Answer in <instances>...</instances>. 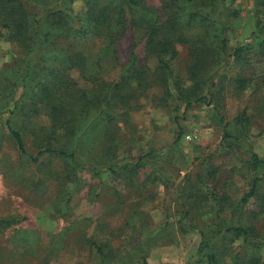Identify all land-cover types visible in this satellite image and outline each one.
Masks as SVG:
<instances>
[{"label": "rangeland", "instance_id": "374dc122", "mask_svg": "<svg viewBox=\"0 0 264 264\" xmlns=\"http://www.w3.org/2000/svg\"><path fill=\"white\" fill-rule=\"evenodd\" d=\"M19 1L36 16L55 0ZM166 1L142 0L129 10L130 29L111 48L104 31L81 32L84 1L74 0V21L64 31L49 29L48 38L43 37L44 58L32 65L23 103L18 101L24 93L18 74L28 70L26 57L41 46L37 42L25 48L7 36L5 14L13 5L0 0L5 12L0 16V264H145L144 258L148 264H187L201 231L215 229L219 217L264 239V181L256 195L241 203L261 171L252 152L264 158V84L256 78L263 66L226 64L211 50L197 61L190 43L175 40L178 54L171 66L187 89V95L179 91L180 97L195 101L207 94L210 74L221 80L210 93L213 103L197 102L185 110L187 101L178 105L169 73L146 47L152 27L170 34ZM207 4L212 17L220 15L229 25L232 46L250 42L264 18L261 0ZM208 32L212 39L218 30ZM65 51L82 54L81 61L64 63L52 56ZM132 53L147 70L150 86L125 101L111 100L109 113L99 118ZM51 66L58 69L57 77ZM251 76L255 79L245 89L237 87L239 77ZM43 83H51L65 109L57 125L59 146H72L77 135L70 130L75 129L83 133L81 149L89 164L135 163L147 154V165L99 176L74 169L60 155L34 161L23 154L10 127L21 131L30 152H38L39 139L25 114L29 98ZM37 121L50 126L44 114ZM211 246L219 264H264V246H251L234 232L218 234Z\"/></svg>", "mask_w": 264, "mask_h": 264}, {"label": "trees", "instance_id": "16d2710c", "mask_svg": "<svg viewBox=\"0 0 264 264\" xmlns=\"http://www.w3.org/2000/svg\"><path fill=\"white\" fill-rule=\"evenodd\" d=\"M8 1H10L13 6L11 10L5 14L7 20L5 26L9 29L7 36H9L11 40L19 42V45L25 48L30 45L33 46L37 44V42L41 46L39 48L36 47V50L32 52L30 56L26 57V59H28L26 63L29 71L22 70L18 74L20 75V86L24 92L21 94L18 101H23L24 103L28 100L23 97L26 94L28 95V77L32 73V65L35 66L36 59L44 58L42 54L44 52L43 46L45 40L43 37L47 35L48 38L50 35L49 29L53 28V30L60 29V31H64L68 28L70 23L74 21L75 15L71 7L74 0H55L49 4H44L42 6L44 13L36 16L28 13L25 5L19 0ZM83 1L84 11L82 17L84 25L80 29L81 32H93L100 35L104 31L107 34L108 46L111 48H115L116 40L123 37L130 29L128 11L133 10L134 7L140 6L142 2V0ZM225 1L227 0H212L213 3ZM261 3L264 6V0H261ZM165 6L169 9V13H171L169 19L166 21L167 25H169L167 29L170 34L161 35L159 27H152L146 38V47L149 49V52L158 59L159 68L169 73L171 82L174 83V97L178 105H181L182 101H187L185 110H188L197 102L213 103L214 95H210V93L215 88L214 92L218 90L217 86H220L219 81L221 80L214 79V75L210 74V76H208L209 86L207 94L198 97L195 101L188 100V98L185 100L183 97H180L179 91L181 90L182 93L187 95V89L181 85L179 78L174 77L171 66V60L178 54L175 40L190 43L192 56H194L197 61H201L204 55H207L208 52L206 50H211L214 54H218V59L225 61L226 64L233 61L243 68L247 67L246 69L253 66L255 67L257 64H262L263 69L261 74L256 78H259L264 84V18L258 23L257 29L253 32V38L250 42L232 46L228 36L229 25L220 15L212 17L210 11L206 8L209 7L207 0H167ZM4 13V10L0 9V16H4ZM213 27L216 28L218 32L210 39L208 31ZM35 32L38 34L37 37L35 36ZM110 38L111 40H109ZM52 56L54 59L64 63H67L69 59L71 61L73 59L76 62L82 59V54H72L68 53V51H65L64 54L58 52ZM214 58L215 55L213 56V59ZM141 66L142 65H139L136 54L132 53L120 77V81L114 85L111 94L107 96L106 105L103 106L98 116L99 118L104 113H109L108 104H110L111 100L116 101V99H119L125 101L131 96L134 97L136 94L145 92L150 86L147 70L143 69ZM24 69H26V67ZM51 72L55 77L59 74L58 69H52V66ZM210 72H213V70ZM253 79H255V77ZM253 79L252 76L239 77L237 79V87L245 89L247 84ZM133 81H137L136 87L131 86ZM51 83L54 85L57 84L55 80ZM51 83H43L41 87H39L37 93L29 98L31 103L28 112L25 114L30 122H32L31 133L33 137L39 139L38 143H40V148L37 153L30 152L27 149L21 131L11 128L9 125L11 120H7L11 133L23 154L34 161H39L46 154L60 155L70 160L74 169H86L93 171L94 174L99 176L102 175L103 171L116 172L120 170L133 172L147 165V162L143 160L147 154L140 157L135 163L113 160L109 163L106 162L101 164L102 167L89 164L81 149L83 133L77 134L75 129L70 130V133L77 135L74 138L75 142L72 146L68 148L59 146L56 142L58 135L57 130L59 129L57 125L58 123L60 124V120L65 118V109L62 107L61 103H57L58 96L49 86ZM124 84L128 85V90L124 87ZM20 108L22 109V107ZM19 112L21 111L19 110ZM42 114L48 119L50 126L42 124L41 121H37ZM179 117L181 116H176V123L179 132H181L182 126ZM218 118L221 119L222 117L218 116ZM61 125L65 127L63 123H61ZM243 129L244 132H247L246 124H243ZM252 159L255 167L259 168L261 171L254 177L251 187L242 197L241 203L247 202L251 197L256 195L259 191L261 182L264 181V158L252 152ZM219 219L220 221L215 229L201 231V239L198 248L187 264H219V258L212 249L211 242L215 236L223 232H234L236 235L241 236L243 240L251 246H264V239L255 237L245 226L228 223L222 217H219ZM143 261L145 264H148L146 258H144Z\"/></svg>", "mask_w": 264, "mask_h": 264}]
</instances>
